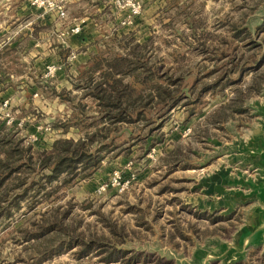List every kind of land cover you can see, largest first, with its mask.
Masks as SVG:
<instances>
[{
    "label": "rangeland",
    "instance_id": "obj_1",
    "mask_svg": "<svg viewBox=\"0 0 264 264\" xmlns=\"http://www.w3.org/2000/svg\"><path fill=\"white\" fill-rule=\"evenodd\" d=\"M151 2L153 8H143L141 3L140 13L129 24H122L127 19L125 8H104L100 12L98 8H64L63 17L54 11L35 8L39 17L52 21L53 28L45 26L38 31V44L29 46L30 51L37 49L35 64L30 62L28 76L19 79L14 89L23 91L25 85L36 86V93H31L30 97L41 102L31 104L24 111L19 107L15 111L5 99L14 119L21 124L9 126L0 114V127L17 131L24 145L31 144L33 149L39 150H49L57 138L77 139L83 132L73 126L63 132L60 122L69 119L75 104L81 102L88 111V119L81 126L92 124L90 118L96 110L95 103L80 97L86 90L82 86L86 84L89 66L100 63L103 68L106 61L118 57L123 58L120 68L125 71L124 81L143 95L151 91L154 96L161 93L162 98L169 100L166 86L172 96L178 97L182 89L187 90L185 86L196 94L219 79L217 88L208 89L217 94H204L203 104L196 108L202 112L210 104L218 103L217 113L197 119L189 125L191 131L189 126L177 125L185 137L178 138L172 149L164 150L161 146H167V128L171 130L175 126L169 121L171 112L180 110L185 103L182 95L175 101L174 108L151 104L153 109L148 111V117L130 126L131 139L127 140L128 133L120 138L127 140L120 149L122 153L103 161L104 177L96 183L93 175L61 189L55 194L53 204L55 207L70 201L72 223L77 232L108 237L115 246L137 255L134 264H203V254L196 251L215 247L218 242L231 243L241 224L240 213L227 216L220 213L222 215L216 216L223 219H217L215 224L205 217L199 218L197 214L201 210L197 209V202L201 184L210 175L209 165L215 164L218 153L226 149L225 140L229 141L228 137L235 130L240 131L246 123L254 121L251 114L255 110H251V103L264 104V0ZM9 5L10 8L33 7L30 0H0V8ZM32 21V18L21 17L19 24L24 28ZM73 26H79L80 30L71 32ZM69 37H74L72 45L60 51L57 58L54 48L57 38L64 41ZM80 51H85L88 59L76 65ZM54 63H61L68 74V88L53 91L55 84L50 81L55 74H46L47 67ZM23 68V63L18 62L14 71L24 73ZM101 68L96 69V78ZM178 77L183 80H177ZM60 91L63 97L73 98L72 102L56 96ZM27 94L23 93L28 100ZM49 108L53 113H48ZM235 108L243 111L235 112ZM152 140L155 144L149 147ZM128 145L130 153L125 155L123 152ZM114 170L121 171L124 178L130 180L128 188L122 193L109 189L97 194V185L106 181ZM31 202L35 205L33 209L28 210L23 202L18 211L0 223V264H127L102 262L95 252L76 259L75 248L53 254L49 259L33 261L30 256L34 248L25 249L24 244L15 242V236L19 228L39 219L50 204L44 200L38 204L34 199ZM105 223L114 226L112 231ZM259 250L248 251L242 264H264V251ZM206 264L222 263L215 260Z\"/></svg>",
    "mask_w": 264,
    "mask_h": 264
},
{
    "label": "trees",
    "instance_id": "obj_2",
    "mask_svg": "<svg viewBox=\"0 0 264 264\" xmlns=\"http://www.w3.org/2000/svg\"><path fill=\"white\" fill-rule=\"evenodd\" d=\"M93 61L94 59L91 62ZM120 61H123V58L118 57L111 62L106 61L103 68L100 63L89 66L86 84L82 86L86 90L80 97H87L95 103L96 110H93V116L90 118L92 124L81 126L88 119L86 106L81 102L75 104L69 119L60 122L63 132L70 126L79 128L83 133L77 139L57 138L49 150H39L33 149L31 144L24 145L23 137L18 136L17 131L0 127V223H4L14 211H18L23 202L26 203L28 210L35 206L33 201L30 203L32 199L37 204L41 203V200L50 204L49 209L43 212L39 219L19 228L15 236V242L24 244L25 249L34 248V253L30 257L35 262L75 248L76 259L95 252L99 255L100 261L105 263L114 261L136 263L137 255L115 246L108 237L87 236L83 232H77L71 218L73 204L68 201L65 205L54 207L55 194L76 182L91 178L105 159L119 155L125 142L131 139L130 135L133 132L130 126L148 117V111L153 109L150 107L151 104L156 103L159 107L164 104L166 108H174L175 101L182 95L185 99L183 106L194 112L203 104L201 97L204 94H217L211 93L208 89L217 88L220 84L218 79L212 85L204 86L196 94L192 93L191 87L185 86L187 90L182 89V92L177 94L178 97L172 96V91L166 86L165 92L169 100L164 96L162 98L161 93L154 96L151 91L143 95L124 81L122 74L125 71L120 68L122 65ZM98 68H101V72L96 78L94 73ZM177 80L183 78L178 77ZM74 86L77 87L76 84ZM62 93L60 91L55 94L61 96L63 100L72 102L73 98L63 97ZM145 96L148 101H145ZM234 111L243 110L235 108ZM124 133L129 135L127 140L120 139ZM154 144L155 141L152 140L148 145L151 147ZM123 153L125 155L130 153L129 145ZM95 212L102 215L99 210ZM197 215L211 222L223 219L222 216L205 211H200ZM105 225L112 231L114 226L111 223ZM57 240L59 243L54 245ZM36 246L39 247L38 251Z\"/></svg>",
    "mask_w": 264,
    "mask_h": 264
},
{
    "label": "crops",
    "instance_id": "obj_3",
    "mask_svg": "<svg viewBox=\"0 0 264 264\" xmlns=\"http://www.w3.org/2000/svg\"><path fill=\"white\" fill-rule=\"evenodd\" d=\"M64 2L65 8H98L99 12L104 8H116L113 7L112 3L108 0H65ZM141 3L143 8H153L151 0H141ZM10 7L9 5L8 8H0V104L3 100L8 99L12 109L17 111L19 107V109L21 108L24 111V109H29L31 104L41 102V100L37 102V99L30 97L31 93H36L37 87L34 86L30 88L28 85H25V90L18 91L14 89V84L19 79L28 76L27 74L31 69L29 66L30 62H34L35 64L36 54H34V52L37 53V49H31L32 51H30L29 46L38 44L36 40L37 37H40V32L38 33V31L44 29L45 26L53 28V24H50L52 22L51 20H44L39 17V12L35 7ZM21 17L22 19L32 18L33 21L27 22L26 26L22 28L19 24ZM45 21H48V24H45ZM96 24L97 23L94 25ZM97 31H95V33H98ZM73 39L74 37H69L65 38L63 41L57 38V43L54 44V48L58 54V57L56 56L57 58H60V51L66 50L72 45ZM68 41L70 44H67ZM77 57L76 65H79L80 62L84 63L88 59V55H86L85 51H80ZM18 62L23 63L24 73H16L14 71V66H16ZM25 69H28L27 72ZM67 77L68 74L64 72L62 68L59 69L53 77V82L50 81L55 84L53 88L55 90H59L63 87L68 88L69 83L66 80ZM45 82L47 81L45 80ZM24 92L28 93V100L26 96L23 95ZM15 103L19 106L15 107ZM217 104L218 103L210 104L208 106L209 108L204 109L202 112H190L189 109L187 110L184 106L180 110L172 111L169 121H173L172 125L175 126L172 127L173 129L171 130L167 128V146L166 148L161 146V148L164 150H166L167 147L172 149L174 147L173 143L177 142L178 138L185 137L180 130L181 127L178 126L181 124L183 128L184 126L193 124L197 119H201L202 117L205 118L208 114L217 113ZM221 106L222 105L219 107ZM48 113H53V110L49 108ZM251 116L254 118V121H251L249 124L246 123L240 131L238 129L235 130V132L228 137L229 141L225 140L223 143L226 149H222L223 151L221 150V152L218 153L217 162L213 165H209L211 166L209 168L210 175L205 179L203 184H201L202 192L199 195L200 201L197 202V209L212 215H222L220 213H224L227 216L240 213L241 224L238 228H242L241 230L243 231H251L249 235L259 232L263 234L262 238L264 239V198L253 199L256 197V194L252 195V193H250L248 197H243L231 191L236 189L239 190L238 184L243 183V181L239 180L240 177L253 176V173L248 170L250 164L257 167L259 165L264 170V149L262 148V138L264 135L258 121L260 117H254L253 114H251ZM53 117L54 115L49 118L52 120ZM190 128L189 126V129ZM163 145H165V143ZM229 145L235 146L231 149ZM105 169L104 166H100L94 173L93 180L96 183L104 177L106 172ZM261 190L264 196V188ZM215 223L216 222H213L212 224ZM256 249H260L259 252H263V244L256 248L252 247L248 251ZM242 263L243 261L236 264Z\"/></svg>",
    "mask_w": 264,
    "mask_h": 264
},
{
    "label": "water",
    "instance_id": "obj_4",
    "mask_svg": "<svg viewBox=\"0 0 264 264\" xmlns=\"http://www.w3.org/2000/svg\"><path fill=\"white\" fill-rule=\"evenodd\" d=\"M250 107L253 112L255 110V116L260 117L258 121L264 135V104L253 102L250 104ZM234 146L235 145H229V148L231 147L232 149L234 148ZM262 148L264 149V136L262 138ZM248 170L253 173V176L240 177L239 180L243 181V183L238 184L239 190H231L232 193H238V195H242L243 197H248L250 193H252V195L256 194V197H254L253 199H260L261 197L264 198L263 194L261 193V189L264 188V170L261 168V166L258 165L257 167L252 164L249 165ZM241 229L242 228H238L235 231L231 243L218 242L215 247L209 248L207 250H197V253L201 252L203 254V264H206L208 262L210 263V261L215 260H220L222 264L240 263L244 260V258L246 257V253L250 248H256L262 244L264 247V239L262 238L263 234L256 232L253 235H249L251 231H243Z\"/></svg>",
    "mask_w": 264,
    "mask_h": 264
},
{
    "label": "built area",
    "instance_id": "obj_5",
    "mask_svg": "<svg viewBox=\"0 0 264 264\" xmlns=\"http://www.w3.org/2000/svg\"><path fill=\"white\" fill-rule=\"evenodd\" d=\"M65 0H30V5L35 8H43L49 11H54L59 17L65 15ZM110 3L114 4L116 8H125L127 10V19L122 21V24H129L132 19H134L141 11V0H108ZM80 30L79 26H73L70 28L71 32L77 33ZM62 68L61 63H54L47 67L46 75H53L59 69ZM5 122L9 126H20V122L14 119L13 112L9 106L7 100L2 102V113ZM129 179H125L121 171L114 170L106 181L99 183L96 187L95 192L97 194H103L109 189H114L117 193L124 192L129 185Z\"/></svg>",
    "mask_w": 264,
    "mask_h": 264
}]
</instances>
